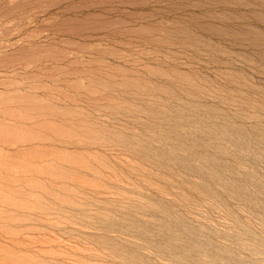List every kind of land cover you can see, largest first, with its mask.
I'll list each match as a JSON object with an SVG mask.
<instances>
[{"label":"rangeland","instance_id":"374dc122","mask_svg":"<svg viewBox=\"0 0 264 264\" xmlns=\"http://www.w3.org/2000/svg\"><path fill=\"white\" fill-rule=\"evenodd\" d=\"M0 264H264V0H0Z\"/></svg>","mask_w":264,"mask_h":264}]
</instances>
